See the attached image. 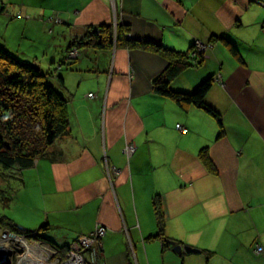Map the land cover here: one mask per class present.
<instances>
[{
  "label": "crops",
  "instance_id": "obj_1",
  "mask_svg": "<svg viewBox=\"0 0 264 264\" xmlns=\"http://www.w3.org/2000/svg\"><path fill=\"white\" fill-rule=\"evenodd\" d=\"M39 2L63 28L55 64L89 26L116 20L140 43L82 46L67 63L70 132L50 149L47 165H34L49 175L35 215L49 224L44 237L54 243V233L67 235L72 244L104 226L88 264H264V0H0V9L10 22L17 15L40 23ZM198 40L209 47L203 64L171 88L191 93L212 78L206 99L221 124L155 89L170 62L152 46L190 52ZM156 202L163 216L157 238ZM177 245L213 254H177Z\"/></svg>",
  "mask_w": 264,
  "mask_h": 264
},
{
  "label": "trees",
  "instance_id": "obj_2",
  "mask_svg": "<svg viewBox=\"0 0 264 264\" xmlns=\"http://www.w3.org/2000/svg\"><path fill=\"white\" fill-rule=\"evenodd\" d=\"M220 40L228 46L232 55L242 62L236 48L224 38ZM126 41L125 31L121 28L115 31L111 25L89 26L84 37L77 40L78 44L74 46L87 45L104 50L113 47L115 42L124 46ZM152 49L170 60L165 73L155 81L156 92L173 99L181 108L187 109L193 105L203 109L221 124V116L206 99L214 84L212 78L198 85L191 93L175 92L171 88L173 81L187 69L203 64L201 56L194 55L192 51L180 52L156 45H153ZM63 56L57 65L54 62L53 68H43L35 62L32 64L18 61L0 50V166L8 173L29 170L40 159L51 160L50 149L70 132L69 101L65 95L64 76L67 63ZM68 60L72 63L74 59ZM200 156L207 166H212L206 151L202 150ZM156 214L159 231L153 237L157 238L163 235V216L159 204L156 206ZM9 226L0 224V227L18 236L46 241L54 247V243L42 234L50 229L47 222L42 224L40 230L35 231L25 230L14 224V221H10ZM67 249L60 250L64 253ZM204 252L207 256L213 254L208 250Z\"/></svg>",
  "mask_w": 264,
  "mask_h": 264
},
{
  "label": "rangeland",
  "instance_id": "obj_3",
  "mask_svg": "<svg viewBox=\"0 0 264 264\" xmlns=\"http://www.w3.org/2000/svg\"><path fill=\"white\" fill-rule=\"evenodd\" d=\"M41 4L44 3L39 2L38 5L35 4L36 7H34L40 11V14H45V19L41 18L40 23L34 20H21L17 15H14L13 20L10 22L7 18L10 16V14H7L6 12L1 13L3 8L0 9V50L4 51L5 53L21 62H31L32 64H34V62L38 58L37 64L40 67L47 66L53 68L52 64H54L53 60L55 59L54 55H58V52L62 49L61 45L63 42V28L60 25H56L61 23V21L53 19V13L50 14V12L48 11V7ZM46 4L48 5V3ZM13 9L14 7L12 8V11ZM8 11H11V9L8 8ZM43 22L45 24H41ZM102 25L96 27H100ZM111 26L115 29V31H117L119 28L125 31L128 28V26L119 24L116 20L115 22L111 23ZM125 36L127 41L125 42L124 46L130 49L138 48L140 43L133 40L129 34H125ZM77 40L79 39L76 37L74 39V44H78L76 43ZM114 45L116 46L118 45V43L115 42ZM72 47L70 51L69 49L66 51V53L68 52V57L66 56V54H64L66 63L70 61L68 59L71 58V55L76 58L78 56L77 53H80L79 47ZM206 48L207 46H204V44L198 40L194 44L191 53L198 56L200 55L202 59H205V53L208 51L209 47L207 50ZM45 71L48 70L45 69ZM165 71L163 72V74L165 73ZM83 87L85 88L86 85H83ZM90 91L94 94L96 93L94 90ZM88 93H86L85 95H87ZM40 160L42 162L41 166L42 164H46V162L49 161L48 159L47 161H44L46 159ZM48 178L49 175L47 171L43 170L41 167H39L38 169L34 167L29 170H25L22 172V175H20L19 172L8 173V171H4V169L0 166V224L2 226L10 227V221H14V224L16 223V225L21 228H25V230L36 229L40 225H42L44 223V220H39V218L35 219V215L40 212L44 206L43 201L47 190L45 186L48 183ZM30 225H33L32 227L35 228L29 227ZM7 231L9 230L0 227V245H7L11 249L12 254L9 256L6 262L0 264H21L23 261L20 262L19 259L25 256L28 249H33V247L35 249L40 248L39 246L33 244L35 240L31 242V240L27 238H25V241L21 239L20 243L12 240L9 241V236L7 235L9 233ZM67 238V235L58 236L56 233H54L53 241L58 247L64 248L71 243L66 242ZM23 242L25 243L26 248L23 246ZM75 242L76 241L70 244L69 247H71ZM79 246L80 245L78 243L77 248ZM259 247V243L254 245L253 252L256 255L259 254ZM95 249L96 246H93L88 251H93ZM194 249L200 250L198 248ZM198 254L204 255L206 253L200 250V253ZM62 255L65 256L66 251L64 253L62 252ZM45 256L48 259L47 264H55L58 260L56 259L57 257H55L53 254L50 255L45 253ZM86 256L88 257V254ZM193 264H199V261L197 260Z\"/></svg>",
  "mask_w": 264,
  "mask_h": 264
},
{
  "label": "built area",
  "instance_id": "obj_4",
  "mask_svg": "<svg viewBox=\"0 0 264 264\" xmlns=\"http://www.w3.org/2000/svg\"><path fill=\"white\" fill-rule=\"evenodd\" d=\"M204 46H206V45L204 44ZM89 97H93V95L90 94ZM177 128L180 131H183L185 133L188 132V129L183 127L180 124L177 125ZM134 150L135 149H134V147L132 145H128L126 147V149H125V152L128 153V154H131ZM105 234H106V228L104 226L98 225L96 227V229L94 230V232L91 233L89 236H84L82 238L80 237L78 240H76V242L71 247H69L66 250V255L65 256L62 255V251L61 250L50 246L46 242L40 241V243L38 242V243H36L34 245L39 246L44 254L45 253L46 254H50V255L53 254L55 257H57L56 259H58V260H57V262L55 264H88L89 262L87 261V258H86L87 251L89 249H91L93 246L98 247V245L100 244V240L104 237ZM7 235L9 236L8 237L9 241H11V240L15 241L16 239L18 241H21V239H22V237L21 238L12 239L9 234H7ZM22 240L25 241V239H22ZM78 243H79L80 246L77 248V244ZM262 251H263V248L260 246L259 247V254ZM97 260L98 259L95 257L93 262L97 261Z\"/></svg>",
  "mask_w": 264,
  "mask_h": 264
},
{
  "label": "bare ground",
  "instance_id": "obj_5",
  "mask_svg": "<svg viewBox=\"0 0 264 264\" xmlns=\"http://www.w3.org/2000/svg\"><path fill=\"white\" fill-rule=\"evenodd\" d=\"M73 56L71 55V58ZM183 132V131H182ZM16 242H19L17 239L15 240ZM20 243V242H19ZM23 246L26 248L25 243L23 242ZM18 249V248H17ZM3 250H11L7 245H0V252H3ZM19 250V249H18ZM41 253V254H40ZM4 257V256H3ZM22 259H27V261L33 263V264H47V257L45 254L42 252L40 248H33V249H28L27 253L25 254L24 257H21L19 260L20 262ZM22 264V263H21Z\"/></svg>",
  "mask_w": 264,
  "mask_h": 264
},
{
  "label": "water",
  "instance_id": "obj_6",
  "mask_svg": "<svg viewBox=\"0 0 264 264\" xmlns=\"http://www.w3.org/2000/svg\"><path fill=\"white\" fill-rule=\"evenodd\" d=\"M10 237L12 239H16V238H21V236H18L17 234H14L12 232H8ZM22 239H25L24 237H22ZM21 242V241H19ZM44 242V241H43ZM171 245H174L175 243L172 242V241H168ZM47 243V242H46ZM20 251V250H19ZM174 251L177 253V254H181L183 251H186L187 253H195V254H198L200 253V250H197V249H194L192 247H189V246H181V245H177L174 247ZM12 254L11 250L9 251H5L3 250V252H0V263H4L8 260L9 256ZM4 256V257H3ZM22 264H33L29 261H27V259H23L22 260Z\"/></svg>",
  "mask_w": 264,
  "mask_h": 264
},
{
  "label": "flooded vegetation",
  "instance_id": "obj_7",
  "mask_svg": "<svg viewBox=\"0 0 264 264\" xmlns=\"http://www.w3.org/2000/svg\"><path fill=\"white\" fill-rule=\"evenodd\" d=\"M31 242H33V240H31ZM38 242H39V241H34L33 244H36V243H38Z\"/></svg>",
  "mask_w": 264,
  "mask_h": 264
},
{
  "label": "clouds",
  "instance_id": "obj_8",
  "mask_svg": "<svg viewBox=\"0 0 264 264\" xmlns=\"http://www.w3.org/2000/svg\"><path fill=\"white\" fill-rule=\"evenodd\" d=\"M21 237H23V236H21ZM25 238V237H24ZM40 242V241H39ZM48 243V242H47ZM49 244V243H48ZM50 245V244H49ZM51 246V245H50ZM53 247V246H52ZM34 248V247H33ZM55 248H57V247H55ZM57 249H59V248H57ZM60 250V249H59Z\"/></svg>",
  "mask_w": 264,
  "mask_h": 264
}]
</instances>
